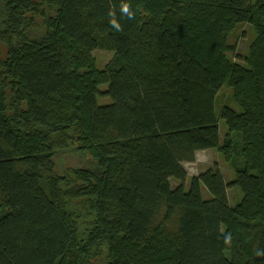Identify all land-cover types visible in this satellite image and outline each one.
Segmentation results:
<instances>
[{
	"label": "trees",
	"instance_id": "trees-1",
	"mask_svg": "<svg viewBox=\"0 0 264 264\" xmlns=\"http://www.w3.org/2000/svg\"><path fill=\"white\" fill-rule=\"evenodd\" d=\"M0 47V264H264V0H0ZM211 149L233 180L187 189ZM71 150L91 166L57 171Z\"/></svg>",
	"mask_w": 264,
	"mask_h": 264
},
{
	"label": "rangeland",
	"instance_id": "rangeland-1",
	"mask_svg": "<svg viewBox=\"0 0 264 264\" xmlns=\"http://www.w3.org/2000/svg\"><path fill=\"white\" fill-rule=\"evenodd\" d=\"M255 38L253 29L248 24H242L238 25L234 32L231 34L229 42L230 45L235 46L236 50L235 53H229V56L233 58V60L237 63L244 64L245 63V57L248 54L249 46L253 39ZM2 51H4L3 47H0ZM94 55L97 60V65L100 69H104L106 64L110 62V60L113 57V54L110 52H105L102 50H97L94 52ZM108 86L103 85L100 87V91H107ZM111 103V100L108 98H102L101 96H98V104L100 106L109 105ZM221 105H230L234 108H237L236 103L233 99V90L229 86H223L220 90L219 96H218V109L222 107ZM227 125L224 120H220V137L221 141L224 140L226 133H227ZM238 136L235 135L234 139L235 141ZM71 153L65 154L63 158L59 159L56 158V164H57V171L61 173L60 170H68L70 168H84L91 166V159L84 154L77 153L73 150L69 151ZM68 153V152H65ZM236 161H239V157L237 154L235 155ZM218 166L221 170L224 179L226 183H230L233 180V177L235 175L234 170L230 167L229 164H227L222 156V154L217 149H211V150H205L200 151L196 154L195 159L193 162L185 163L183 165L185 171L187 172V180L185 183V187L189 188V182L193 177H197L201 173L205 172L207 169ZM241 166V165H240ZM171 184L175 187L178 186L180 183L176 180H172ZM203 196L205 199H211V195L203 190ZM228 198L230 201V205L232 207L236 206L241 198L242 193L241 190L237 187H231L228 188Z\"/></svg>",
	"mask_w": 264,
	"mask_h": 264
},
{
	"label": "clouds",
	"instance_id": "clouds-1",
	"mask_svg": "<svg viewBox=\"0 0 264 264\" xmlns=\"http://www.w3.org/2000/svg\"><path fill=\"white\" fill-rule=\"evenodd\" d=\"M121 14H122V18L127 17V18H132L133 17V13L130 11V5L124 3L121 5L120 8ZM111 15V14H110ZM110 24L113 28H115L116 30L120 31L122 30V26L116 21L115 18L110 20ZM229 242L228 238H226V243ZM264 253H260L258 252L257 255H261Z\"/></svg>",
	"mask_w": 264,
	"mask_h": 264
}]
</instances>
